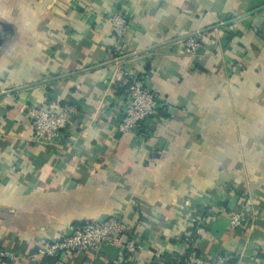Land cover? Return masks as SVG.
<instances>
[{
	"label": "crops",
	"instance_id": "obj_1",
	"mask_svg": "<svg viewBox=\"0 0 264 264\" xmlns=\"http://www.w3.org/2000/svg\"><path fill=\"white\" fill-rule=\"evenodd\" d=\"M125 72L149 77L158 110L120 134ZM52 104L77 112L46 144L29 111ZM100 218L123 220L135 253L55 264H177L198 222L203 259L264 264V0H0V250L18 257L4 264H51L40 245Z\"/></svg>",
	"mask_w": 264,
	"mask_h": 264
},
{
	"label": "built area",
	"instance_id": "obj_2",
	"mask_svg": "<svg viewBox=\"0 0 264 264\" xmlns=\"http://www.w3.org/2000/svg\"><path fill=\"white\" fill-rule=\"evenodd\" d=\"M105 21L110 27L114 37L120 38L129 28V21L125 14L114 13L108 15ZM202 47L199 38L190 37L185 41V51L189 57H196ZM125 85V109L118 124L120 134L138 131L141 126L154 117L158 110V95L148 88L149 77H139L124 73ZM75 107L65 106L57 109L55 105H46L41 108H31L29 114L32 120L33 136L36 141L53 144L60 134L69 125L70 119L75 115ZM243 217L237 213H230V225L233 230L243 225ZM196 231L190 232L185 237V243L190 247L188 255L177 264H232L234 257L221 256L206 260L198 255L196 250L203 224L195 223ZM70 237H61L52 244H43L37 248L36 255L44 258H57L62 255L71 257L75 253H84L91 250L110 247L121 244L130 254L136 249L132 242L125 243L123 240L126 225L119 218H111L104 223H93L87 226H77L72 229ZM18 259L16 254L10 250H0V264L14 262Z\"/></svg>",
	"mask_w": 264,
	"mask_h": 264
},
{
	"label": "trees",
	"instance_id": "obj_3",
	"mask_svg": "<svg viewBox=\"0 0 264 264\" xmlns=\"http://www.w3.org/2000/svg\"><path fill=\"white\" fill-rule=\"evenodd\" d=\"M141 77V76H139ZM124 89V88H123ZM65 106V104H63ZM63 106V107H64ZM66 106H70V107H73L72 104H66ZM196 215H201L202 219H207V216H208V212H203L202 210L198 209L197 210V214ZM196 231V227L192 228V229H189L188 232H195ZM190 252V251H189ZM59 260V258H55V259H52V258H45L44 259V263H51V264H55L57 261ZM182 261V260H181Z\"/></svg>",
	"mask_w": 264,
	"mask_h": 264
},
{
	"label": "water",
	"instance_id": "obj_4",
	"mask_svg": "<svg viewBox=\"0 0 264 264\" xmlns=\"http://www.w3.org/2000/svg\"><path fill=\"white\" fill-rule=\"evenodd\" d=\"M105 219H107V218H100L98 221H96V223H104ZM84 226H87V224ZM71 235H72V230L67 233L66 237H70Z\"/></svg>",
	"mask_w": 264,
	"mask_h": 264
}]
</instances>
